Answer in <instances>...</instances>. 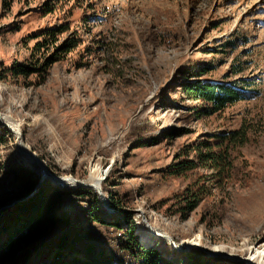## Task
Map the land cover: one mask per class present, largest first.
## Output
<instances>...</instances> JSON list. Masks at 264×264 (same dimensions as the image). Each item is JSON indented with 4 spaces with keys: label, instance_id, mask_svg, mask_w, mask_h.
<instances>
[{
    "label": "rangeland",
    "instance_id": "374dc122",
    "mask_svg": "<svg viewBox=\"0 0 264 264\" xmlns=\"http://www.w3.org/2000/svg\"><path fill=\"white\" fill-rule=\"evenodd\" d=\"M194 79L243 98L212 112L185 92ZM1 117L46 172L76 181L61 186L97 194L94 217L88 195L61 206L104 264H135L130 221L138 241L149 228L206 256L264 247V0H0ZM0 141V206L23 196L12 168L60 185L19 157L1 119ZM141 243L167 264L188 251Z\"/></svg>",
    "mask_w": 264,
    "mask_h": 264
},
{
    "label": "trees",
    "instance_id": "16d2710c",
    "mask_svg": "<svg viewBox=\"0 0 264 264\" xmlns=\"http://www.w3.org/2000/svg\"><path fill=\"white\" fill-rule=\"evenodd\" d=\"M13 72L24 74L27 67L18 64ZM184 90L191 99L206 102L212 112L243 98V91L233 84L210 83L199 79L188 81ZM11 171L25 199L0 210V264H104L103 260H108L86 238L87 233L82 224L61 206L70 195H88L94 202L90 207L94 209L90 212L91 217H94V212L102 210L95 192L73 190L45 179L36 184L37 176L26 167L12 168ZM111 200L110 204L115 205L116 201ZM111 217L99 218L95 215V219L100 222L118 227V218ZM131 229L130 221V232L127 231L130 236L125 247L136 255L135 264H167L157 251L151 247L143 248L140 241L132 238ZM186 250L177 255L179 264H242L227 258L206 256L196 248ZM34 252L36 256L33 258L30 254L34 255ZM29 256L33 260L30 261Z\"/></svg>",
    "mask_w": 264,
    "mask_h": 264
},
{
    "label": "bare ground",
    "instance_id": "6f19581e",
    "mask_svg": "<svg viewBox=\"0 0 264 264\" xmlns=\"http://www.w3.org/2000/svg\"><path fill=\"white\" fill-rule=\"evenodd\" d=\"M0 119H1V121L5 122L13 131V134L15 136L14 145L16 146V151H17V154L19 155L20 158H22L28 164H30L36 168L38 167L39 170L41 171L42 175L49 176L57 184L72 185L74 182H76L71 177H56L53 175L52 176L48 175L50 173L46 172V170L44 169L43 163H40V161H38L36 156L34 154H32L29 150H27L26 147H24L22 145V142L20 139V129L18 127V124L15 123L14 121H10L7 117H5V118L1 117ZM101 180H102V175L99 176L98 173L97 174L91 173L88 177V182H89L88 185L93 187V189L97 191L99 189V185L101 183ZM140 228H141V225L139 226V229ZM140 237H141L140 241L142 243H144L145 245H148V244L156 241L159 237L166 239L169 244L172 243L170 245H172V247H174V248H179L181 246L182 247L185 246L184 248L186 249L188 246L193 245L192 243L185 241L183 243V245L180 244L181 245L180 246L178 243L176 244L174 241L171 242L172 239L169 235H167L165 233L161 234V232H159L157 230L153 231L152 229H149V228H147L143 233H141ZM187 249H189V248H187ZM211 252H214V254L222 255L221 254L222 248L214 247L213 250L211 249ZM230 256H223V257L239 259V261L242 264H264V260L261 259V257L264 256V247H262L261 249L254 250V252L251 251V253L246 257L233 256L231 254H230ZM223 257H220V258H223Z\"/></svg>",
    "mask_w": 264,
    "mask_h": 264
},
{
    "label": "water",
    "instance_id": "95a60500",
    "mask_svg": "<svg viewBox=\"0 0 264 264\" xmlns=\"http://www.w3.org/2000/svg\"><path fill=\"white\" fill-rule=\"evenodd\" d=\"M46 174H47V173H46ZM48 175L52 176V174H48ZM49 178H50V177H49ZM52 180H53V179H52ZM22 198H24V196L19 197V198H16V199L11 200V201H8V202L5 203L3 206H0V210H1V209H4V208H6V207H8V206H10V205H12V204H14L15 202L21 200ZM171 242H173V241L171 240ZM170 244H172V243H170Z\"/></svg>",
    "mask_w": 264,
    "mask_h": 264
}]
</instances>
